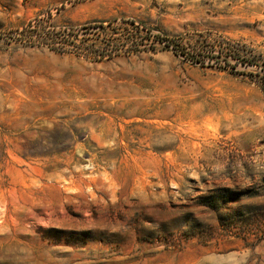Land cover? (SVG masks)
I'll list each match as a JSON object with an SVG mask.
<instances>
[{"label":"rangeland","instance_id":"374dc122","mask_svg":"<svg viewBox=\"0 0 264 264\" xmlns=\"http://www.w3.org/2000/svg\"><path fill=\"white\" fill-rule=\"evenodd\" d=\"M0 264H264V0H0Z\"/></svg>","mask_w":264,"mask_h":264}]
</instances>
